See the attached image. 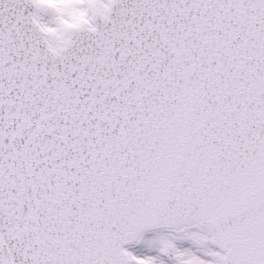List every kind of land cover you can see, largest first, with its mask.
Masks as SVG:
<instances>
[{
    "label": "snow or ice",
    "instance_id": "obj_1",
    "mask_svg": "<svg viewBox=\"0 0 264 264\" xmlns=\"http://www.w3.org/2000/svg\"><path fill=\"white\" fill-rule=\"evenodd\" d=\"M0 264H264V0H0Z\"/></svg>",
    "mask_w": 264,
    "mask_h": 264
}]
</instances>
